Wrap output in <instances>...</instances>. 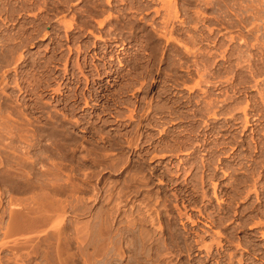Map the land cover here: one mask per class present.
Here are the masks:
<instances>
[{
    "label": "rangeland",
    "instance_id": "obj_1",
    "mask_svg": "<svg viewBox=\"0 0 264 264\" xmlns=\"http://www.w3.org/2000/svg\"><path fill=\"white\" fill-rule=\"evenodd\" d=\"M0 1H3L2 3L0 2V73L2 74L5 71L3 68L7 67L5 68L6 70L8 69L7 78L12 81L10 84L11 87L6 88V91L0 89V96L2 95V97H0V110L3 108L1 114L7 115L8 113L11 118L13 117V119L14 116L21 118L23 114L21 120L19 118L17 119L16 117L18 121L14 119V122L10 117H7L13 122V124L12 122L9 123L10 120L7 121L6 119L5 121H7L8 124H11V126L14 124L16 125L18 122L17 125L19 126L16 125L17 127H15L14 125L13 127L16 129H19L20 127V130H23V132L24 129L28 127L29 130H27L30 133H27V137H25V139L28 140V142L30 139L29 144L31 143L30 146L27 141V143L25 142L26 145L24 144L25 139H22L23 141H18L20 138L17 139L15 136L18 129H15L13 132L14 135L12 134L13 136L6 133H3L4 135H0L2 138L0 139V148L2 145L5 146L6 141H8L7 139H9V141H12L13 143L12 146H14V142L16 144L14 147L18 150H16L17 153L15 154H18L19 152L21 154V148H23L24 152L26 149L27 154L24 152H22V154L24 153V155H29L32 160L35 159L38 153L41 155H37V157L39 156L38 158L40 161L36 165L37 167L33 170L29 166H23L18 163L16 165L21 166L22 168L19 167L18 171H16L18 167L14 164V162H17V159H15V156L12 157V154L8 156L10 159H8V162L7 160H5V162L2 160V158L4 159L6 155L0 158L2 163H0V170L2 171V174L0 173V189L2 191H0V196L2 195L0 198V264H65V262L66 264H133L136 257L133 256L134 254H132L128 248V252L125 249L129 244H132L129 242H133V239L129 235L127 239L123 241L121 239V234L126 227L131 225L129 221L134 220L133 218L134 215H136V211L141 209L140 212H142L148 209L152 210L153 208L155 211L162 207L160 204H165L163 207H171L173 205V208L176 207L175 216L177 221H175V229L173 228V230L176 234L182 236L183 242L187 243V241L189 242L190 240L189 244L192 246L194 245L195 241L199 239L200 236H202L203 239H199L200 243L197 245V247L204 246L203 248L205 249L206 245L209 250L211 249V251L208 250L209 252L206 251L207 249L204 250L203 248H201L202 250L200 249L198 251L199 255L196 256L195 259L200 260L201 262L197 264H264V0H110L111 4H108L109 6L107 5L108 2H106L108 0H66V2L65 0H50L52 2L49 0H27L28 2L26 0V2L24 0ZM61 1L62 3H60ZM33 2H36L35 6L32 5ZM45 2H49L50 4L46 5ZM43 3L45 4L43 5ZM51 3L53 5H51ZM66 3L67 6L65 7ZM39 4L41 5L38 7ZM98 4L101 7L98 6ZM112 4L114 5L112 6ZM54 5L57 8L53 7ZM169 6L173 7L168 9ZM15 7L17 9L19 7L20 9L17 11ZM40 8L44 9H42L43 13L40 11ZM61 8L67 9H62V12L60 13ZM32 9H34V12ZM51 9H53V11H51ZM37 10L39 11L37 12ZM99 10L100 14L98 13ZM101 10L104 11L102 12ZM49 11L53 12L52 15ZM19 12L20 14L18 15L17 13ZM5 13L6 15H3ZM28 13H32L34 15H29ZM54 13H56L57 16ZM172 13H175V16ZM7 14L9 15L7 16ZM43 15L45 17H43ZM46 15L48 18H46ZM40 17H43V20H41ZM174 17L175 19H173ZM6 18L8 19L7 21L5 20ZM37 18L39 19L37 20ZM65 21L68 23L73 22L72 28L67 29L68 24L66 26L67 22ZM98 21L100 22L99 24L97 23ZM7 22L9 24H7ZM63 23H65V25ZM210 30H212L211 34ZM44 33H46V35H44ZM167 33L171 36L167 35ZM34 35L36 36L34 37ZM161 35H165L167 40L165 38H161ZM166 36L168 38L169 36L170 38L172 37V39L169 38L171 41H168ZM208 37L210 39H207ZM192 38L195 39L193 40ZM231 38L233 40H230ZM178 43H180V46H173L178 45ZM211 44H213V46H211ZM219 44L221 45L222 49L219 47ZM116 45L121 46L117 47ZM8 46L10 47L9 49ZM223 46L226 49L225 51L223 50ZM156 48H159L158 51L160 52H158ZM177 48H181L182 50H178ZM185 48L191 49V52L188 49V52L185 54ZM15 49H21V51L24 49L22 52H20L24 56L23 61L19 64L18 71L14 70L16 62H14V65H11L13 63L6 64L5 60L6 57L10 55V53H13L12 55L15 54ZM161 49L164 50L162 51ZM221 50L225 54H223ZM179 52L181 54H179ZM189 52H193L194 54H188L189 56H187V53ZM221 52L224 56H222ZM153 53L155 55L159 53L156 59L155 55L153 56ZM208 53L211 56L208 57ZM160 55L162 59L159 57ZM152 57L155 59L154 61ZM157 59L160 64L158 61H156ZM178 59H180L179 62H177ZM185 64L186 67L184 68ZM180 65H182V67H180ZM192 65L194 66L192 67ZM11 66L14 67L10 68ZM204 66L205 70L203 68ZM38 67H40L39 70H37ZM176 68L181 70H177ZM182 69H185L186 71L189 69L190 70L187 72V74L185 70ZM15 71L17 74H15ZM20 71L24 72L23 79L21 77L22 80L18 76ZM194 71L196 72L193 77L191 75L194 74ZM201 71H204V73L206 71L207 72L204 74L201 73ZM25 73L27 77L24 75ZM38 73L40 75H38ZM9 74L10 77H8ZM200 74H203V77L200 76ZM185 75L187 77L190 76L191 78H186ZM173 76L175 78H173ZM26 79L30 80L27 81ZM181 79H184L185 81ZM189 79H191V81ZM202 79L204 80L202 81ZM180 80L184 81L183 83L185 86L181 85L182 83ZM16 81H23L21 86H25L29 90H32L29 91L30 93L32 92V95H20V92L16 91L17 89L15 84L13 85V83H16ZM195 81L197 83L199 82L201 86L200 88L198 86L196 89L194 87L195 90L192 89V91H194L192 93L190 88L192 85L194 86V83L195 85L197 84ZM171 85L173 86L171 87ZM175 87L176 89H174ZM188 88L190 93L187 90ZM200 89L205 91L207 90V92H204V94L206 93L207 95H203V92H201ZM5 94H9L8 96L10 98L7 100V104L12 107L5 105L7 107L5 108L4 104H1V98H5ZM185 95H187V97ZM198 95L201 99L197 97V100L199 98L197 101L196 96ZM204 97H206L207 100ZM230 97H233L232 100ZM202 99L205 100L203 101ZM208 99L209 101L212 100V102L215 101L214 99H217L214 103L220 106V109L218 108L220 112L216 111L218 112L216 114L218 116L215 117L216 121L213 116L208 114L210 107L207 106V109V107H205L206 105H204L207 104ZM229 99L232 102H230ZM85 100H87L86 104ZM224 100L225 102H223ZM151 105L153 107H162L161 109H158V111H162V115H165L164 119L167 122H163V119L160 121L156 119L157 121H152L150 124H147L151 119H144L146 116L145 110H147V107H150ZM163 105L165 106L166 111L163 109ZM170 107L171 110H169L174 112L172 116V113H169V110H167ZM13 108H16V110ZM204 109H207V112L204 111ZM7 110H9V112ZM232 110L236 112L233 113L234 111L232 112ZM244 110H246V113ZM18 111L22 114H20ZM199 111L200 113H198ZM201 111L204 113H201ZM225 111L227 113L230 112L228 113L227 117V113ZM221 112H223L224 116ZM12 113L19 114L13 115ZM138 113L144 115L140 116ZM219 113L222 115L219 116ZM156 114L159 115L161 113H151L150 117ZM200 114H202V116ZM203 114H208V117L206 115L204 116ZM192 115L195 116L193 117ZM138 116L140 118H138ZM179 116L180 118L184 117L185 119H180ZM209 116L211 119L213 117V124ZM217 117H219V120ZM246 117H248L247 119L251 125L247 126L246 123H244ZM24 118L28 120L31 119V123H28V120H25V122ZM206 118L208 119L206 120ZM138 119H142L141 122H143L141 124L145 123L141 128L138 126ZM19 120L24 121L22 123H25L28 126H25L24 128L25 124L22 126V123ZM202 121H205V125ZM209 122H211L212 126ZM206 123L209 125H206ZM21 126L24 129H22ZM24 133H26V131ZM141 133L142 135H140ZM28 134H31V136ZM2 136H5V138ZM29 137H33L32 140ZM3 138L5 140H3ZM33 139L36 141L38 140L39 142H36ZM129 140H131V142ZM9 141L6 145L12 144ZM125 141L133 144V146L130 144L127 145L128 142L126 143ZM134 141L137 143L134 144ZM17 143L21 147L17 145ZM34 144L36 146H34ZM16 146L19 148H16ZM129 146L131 149L127 148ZM33 147L35 148L33 149ZM129 150L131 151L129 152ZM122 151L123 154H125L123 156H121ZM5 158H7V156ZM13 158L15 160L13 161L12 165L10 162H12L11 160H13ZM118 158L120 162L117 161ZM113 160L114 163H109L111 161L113 162ZM116 162L119 164L117 163V165ZM203 162H205L207 165L209 163L210 164L209 166H206V164ZM202 163L204 166H202ZM111 164L113 168H111ZM7 165L8 168L13 166L16 167L11 168L10 170L13 171H10L8 168H6ZM109 165L110 167H108ZM40 166H42V168ZM105 166L106 168H104ZM143 169L146 172H144ZM6 170H9V172ZM127 171L129 173L131 172L132 174H134V172L137 173L134 174V178H132V174L130 175ZM13 172H15V174L18 176ZM16 172L20 173L18 174ZM147 172L149 174H147ZM9 173L11 175L12 173L14 174L12 175V178L10 177L11 175ZM23 173L24 175L27 173V176L29 174L30 178H27V176L24 175L20 177V175ZM53 173H55L56 176ZM144 173L146 175V179L144 177ZM40 174L46 177L42 178ZM36 175H38V177ZM14 176H17V178ZM35 176L40 179V183L45 182L44 184L41 183L40 186V188L45 186V191L43 189L41 190L42 192L40 191L42 194L39 192V188L35 190L34 188L30 187L33 182L36 181L35 179H37ZM6 177L8 178V181L6 180ZM24 177L28 179V182ZM47 177L50 179L48 178L49 180H47ZM51 177L53 178L51 179ZM201 177H203V181ZM138 178L140 181L137 180ZM18 180L21 181L19 182ZM29 180H33V182L30 181L29 183ZM45 180L49 181L51 184L54 183V185H51L49 182L47 183ZM66 180H68V182ZM54 181H56V183ZM142 181L144 182L142 183ZM241 181L245 182L243 183ZM131 182L133 183L130 184ZM201 182H203L204 186ZM12 183L19 184L16 186ZM25 183L29 184L22 185ZM57 183H59L61 186ZM127 184H129L128 188L126 187ZM146 185L149 188L146 187ZM213 185H216V188H214ZM46 186L48 187L47 190ZM51 186H53V188H56L57 186L61 188L63 186L61 188L63 189V192L58 187L57 190L52 188L53 191H51ZM130 186H134L135 188ZM142 186H144L145 189ZM141 187L143 189H141ZM19 188L22 191L19 190ZM126 188L129 192L126 190ZM71 189L73 191H71ZM78 189H80V191ZM123 189H125L127 192ZM43 191L45 193H49V196L52 195L50 197L53 198L56 206L57 202L60 205H58L56 208L54 203L49 201L52 199L48 197V200ZM33 192L36 194L39 192V195H42L43 197L45 196V200L42 198L40 199L41 196H38V194H35L36 197L38 196L37 198L35 195L32 197L34 194ZM55 192H59V194ZM203 193L205 198L208 196L207 199H202ZM20 197L22 198V201L20 200ZM24 198H29L27 202H29L30 199L32 202L36 200L37 206L41 200H44V202L46 201L47 204L52 203V206L50 205V207H48L49 205H46V203L41 201L42 208H39L40 210H43V204H45V209L48 208L46 211H57L54 214L55 216L59 214V218H55L53 221V211H50L53 215V218H49L50 220L47 219L46 221H50V223L51 221L55 223L57 221L60 223V219H62L60 225L57 223L59 225L57 226L56 224H50L49 222L47 224V222L44 220L45 217L34 215L33 222L38 220L41 226L39 223H37V226L39 225V229L35 230L36 222H32L33 224L31 227L33 228V231H31L32 228L30 227V230V228L27 227V223L29 222L28 226H30V221H32L33 218L32 220L29 219L32 216L27 213L31 211L34 212L32 209L39 210V208L37 207L38 209H36L35 203H33L35 207L34 208L33 205H31L32 203L30 204V200V202L27 204L28 207L29 205L32 207H24L27 210L24 209L25 211H23L22 207L25 204L23 202H26ZM38 198L40 200H37ZM13 199L16 201V203H20L19 201H21V206L18 207V205H15V207L13 205V203L15 204ZM144 201L146 203H144ZM53 205L55 209H53ZM61 206L64 208V212L60 209L62 208ZM20 207L23 214L28 211L24 214H27V220L25 216V218L23 217L26 223L25 227L23 226V221L20 223V221L23 220L22 217H20L21 219H18L20 220L19 222L11 221L15 216V214L13 216L14 211L16 213V210H18L17 208ZM51 207L52 209L49 210ZM58 208L61 210V212H66V215L60 213ZM118 208H122L124 211L126 210L125 214L123 215L122 213L124 212H121L119 215L118 211H114L118 210ZM9 209L11 212L14 210L11 215L9 213ZM176 210L180 211L178 213H180L181 216L183 215L181 218H179V214L177 215ZM49 213L46 212L45 216L47 215V217H51V214ZM184 213L187 216L184 215ZM128 214L130 215L128 216ZM60 215H62V218ZM126 215L127 219L124 217ZM132 215L133 218H131ZM19 216L17 215L15 218H19ZM21 216L23 215L21 214ZM35 216L41 218L42 221L44 220L46 222V225L44 224L46 227L42 225L41 221ZM104 218L108 219L106 220ZM28 219L30 221H28ZM116 219H123V221H120V223H122L120 224L121 226L123 224L125 225L122 226L124 228L121 229L122 231L119 229L121 226L118 223L119 221L116 222ZM9 220L13 224L10 223L9 225ZM7 221L8 226H11L10 228L6 225ZM103 221L107 223L108 226L106 224V226H104ZM108 221L112 226L108 224ZM193 222L196 224L194 225ZM52 226L54 227L51 228ZM63 226H65L66 231L64 230ZM109 226H111L112 229ZM175 226L178 228V231ZM57 227L58 230H56V233L55 231L54 233L52 232V235H54L50 238L51 233L49 232H51V230L53 231V229H56ZM99 227L102 229V232ZM115 227H118V231ZM25 228H28L29 231H25ZM59 228L61 231H59ZM103 228H105V230L107 229V231L110 230V232L105 234L107 231L104 233L105 230L103 231ZM20 229H22V231ZM81 229L83 232L80 231ZM38 230L39 232L37 233L36 231ZM43 230L46 232H42ZM34 231L35 233L33 234L32 232ZM40 231L43 234H41ZM196 232H199L200 236H198V233L196 234ZM29 233L31 235H29ZM84 233H87V235ZM46 234L48 235L47 240H45L47 237ZM55 234L57 236V238L55 237L56 239H62V237L65 239H62V241L59 240V242L63 243H61V248L58 247L60 249L58 251L56 247L59 246V242L58 240L56 242L54 238ZM58 234H60V237ZM100 235L102 237H100ZM186 235L189 237H186ZM30 236H32L31 238L33 239L31 241L29 239ZM37 236L39 237V240L42 238L41 240L45 243L41 240V242H38ZM125 236H127V234ZM129 237L131 238L129 239ZM43 238L45 239L43 240ZM191 238L193 240L195 239L194 242ZM82 239L83 241H81ZM119 239H121L120 242L118 241ZM109 240L112 241V243L108 244ZM126 241L129 244H126ZM67 244H69V246ZM103 245L105 246L103 247ZM117 245L120 246L121 249ZM53 246H56L54 247L56 248V251H54ZM98 247H102L103 250L99 249ZM105 247H107L108 250ZM46 252L48 254H46ZM58 252L60 254H58ZM209 253L211 256L208 255ZM55 254H58L60 257L58 255L56 256ZM121 256L122 259L120 258ZM185 256L189 257L188 253L184 252L183 257H178V259L176 257L174 258L173 262H175L177 259V264H187L185 263L187 259ZM151 258L155 260L154 256ZM129 259L132 262H130ZM187 262L193 264L192 261Z\"/></svg>",
    "mask_w": 264,
    "mask_h": 264
},
{
    "label": "bare ground",
    "instance_id": "obj_2",
    "mask_svg": "<svg viewBox=\"0 0 264 264\" xmlns=\"http://www.w3.org/2000/svg\"><path fill=\"white\" fill-rule=\"evenodd\" d=\"M4 1H5V0H4ZM7 1H8V0H7ZM20 1H21V0H20ZM24 1H25V0H24ZM26 1H27V0H26ZM26 1H25V2H26ZM31 1H32V0H31ZM31 1H30V3H31ZM34 1H35V0H34ZM39 1H40V0H39ZM39 1H38V2H39ZM49 1H50V0H49ZM56 1H57V0H56ZM56 1H55V3H56ZM58 1H60V0H58ZM63 1H64V0H63ZM98 1H99V0H98ZM162 1H163V0H162ZM162 1H161V2H162ZM0 2H1V1H0ZM2 2H3V1H2ZM2 2H1V3H2ZM27 2H28V1H27ZM50 2H52V1H50ZM65 2H66V0H65ZM100 2H101V1H100ZM106 2H108L107 5H108V4H111V3H110V0H108V1H106ZM161 2H160V3H161ZM7 3H8V2H7ZM30 3H29V5H30ZM35 3H36V2H35ZM35 3L33 2L32 5L35 6ZM40 3H41V2H40ZM45 3H46V2H45ZM45 3H43V5H44ZM53 3H54V2H53ZM58 3H59V2H58ZM60 3H62V1H61ZM67 3H69V2H67ZM67 3H66V5H65V7L67 6ZM121 3H122V2H121ZM121 3H119V4H121ZM22 4H23V3H22ZM48 4H50V3H49V2L46 3V5H48ZM64 4H65V3H64ZM99 4H100V3H99ZM99 4H98V6H100ZM162 4H163V2H162ZM165 4H166V3H165ZM165 4H164V5H165ZM0 5H1V4H0ZM26 5H28V4H26ZM40 5H41V4H39L38 7H39ZM46 5H45V6H46ZM51 5H53V4L51 3ZM55 5H57V4H55ZM55 5H54L53 7H56ZM95 5H96V4H95ZM113 5H114V4H112V6H113ZM128 5H129V4H128ZM132 5H133V4H132ZM147 5H148V4H147ZM9 6H10V5H9ZM13 6H14V5H13ZM19 6H20V5H19ZM23 6H24V5H23ZM36 6H37V5H36ZM45 6H44V8H45ZM68 6H69V4H68ZM108 6H109V5H108ZM110 6H111V5H110ZM148 6H149V5H148ZM2 7H3V6H2ZM6 7H7V6H6ZM11 7H12V6H11ZM20 7H21V6H20ZM25 7H29V6H25ZM30 7H31V6H30ZM42 7H43V6H42ZM100 7H101V6H100ZM102 7H103V6H102ZM133 7H134V6H133ZM133 7H132V8H133ZM161 7H163V6H161ZM170 7H173V6H169L168 9H169ZM174 7H175V6H174ZM15 8H16V7H15ZM21 8H22V7H21ZM31 8H32V7H31ZM33 8H34V7H33ZM47 8H48V7H47ZM50 8H51V7H50ZM56 8H57V7H56ZM94 8H95V7H94ZM2 9H4V8H2ZM5 9H6V8H5ZM8 9H9V8H8ZM13 9H14V8H13ZM16 9H17V8H16ZM18 9H20V8L18 7ZM18 9H17V11H18ZM42 9H43V8H42ZM42 9L40 8V11H41V12H42ZM58 9H59V8H58ZM62 9L66 10L67 8H66V9H65V8H61L60 13L62 12ZM96 9H98V8H96ZM96 9H95V10H96ZM103 9H104V8H103ZM112 9H113V8H112ZM129 9H130V8H129ZM160 9H161V8H160ZM163 9H164V8H163ZM21 10H22V9H21ZM23 10H24V9H23ZM32 10H33V12H34V9H32ZM43 10H44V9H43ZM172 10H173V8H172ZM176 10H177V9H176ZM176 10H174V11L177 12ZM30 11H31V10H30ZM38 11H39V10H37V12H38ZM45 11H46V10H45ZM51 11H53V9H51ZM55 11H56V10H55ZM87 11H88V10H87ZM92 11H93V8H92ZM101 11H102V10H101ZM103 11H104V10H103ZM103 11H102V12H103ZM154 11H155V10H154ZM8 12H9V11H8ZM8 12H6V13H8ZM28 12H29V11H28ZM49 12H50V11H49ZM57 12H58V11H57ZM57 12H56V13H57ZM102 12H101V13H102ZM105 12H106V11H105ZM166 12H167V11H166ZM171 12H172V11H171ZM6 13L3 14V15H6ZM22 13H23V12H22ZM39 13H40V12H39ZM42 13H43V12H42ZM46 13H47V12H46ZM50 13H51V15H52L53 12H50ZM56 13H54V14L56 15ZM64 13H65V12H64ZM96 13H97V12H96ZM98 13L100 14V10H99ZM107 13H108V12H107ZM133 13H134V12H133ZM157 13H158V12H157ZM10 14H11V13H10ZM17 14L19 15L20 12L17 13ZM28 14L31 15L32 13H31V14L28 13ZM35 14H36V13H35ZM48 14H49V13H48ZM48 14H47V15H48ZM172 14H174V16H175V13H172ZM8 15H9V14H7V16H8ZM25 15H27V14H25ZM32 15H34V14H32ZM37 15H38V14H37ZM47 15H46V18H48ZM111 15H112V14H111ZM167 15H168V14H167ZM176 15H177V14H176ZM7 16H6V17H7ZM11 16H12V15H11ZM41 16H42V15H41ZM56 16H57V15H56ZM13 17H14V16H13ZM24 17H25V16H24ZM24 17H23V18H24ZM26 17H27V16H26ZM36 17H37V16H36ZM38 17H39V16H38ZM43 17H45V16L43 15ZM43 17H42V18L40 17L41 20H43ZM109 17H110V15H109ZM168 17H169V16H168ZM168 17H167V19H168ZM176 17H177V16H176ZM4 18H5V17H4ZM10 18H11V17H10ZM23 18H21V19H23ZM179 18H180V17H179ZM38 19H39V18H37V20H38ZM51 19H52V18H51ZM102 19H103V18H102ZM106 19H108V18H106ZM169 19H171V18H169ZM173 19H175V17H174ZM3 20H4V19H3ZM3 20H2V21H3ZM5 20L7 21L8 19L6 18ZM11 20H12V19H11ZM15 20H16V19H15ZM19 20H20V19H19ZM24 20H25V19H24ZM37 20H36V21H37ZM108 20H109V19H108ZM141 20H142V19H141ZM141 20H140V22H141ZM176 20H177V18H176ZM176 20H175V21H176ZM178 20H179V19H178ZM0 21H1V20H0ZM9 21H10V19H9ZM59 21H60V20H59ZM142 21H143V20H142ZM13 22H14V20H13ZM15 22H17V21H15ZM40 22H41V21H40ZM44 22H45V21H44ZM46 22H48V21H46ZM51 22H52V21H51ZM65 22H67V21H65ZM101 22H102V20H101ZM105 22H106V21H105ZM123 22H124V21H123ZM135 22H136V21H135ZM179 22H180V21H179ZM2 23H3V22H2ZM97 23L99 24L100 22L98 21ZM103 23H104V22H103ZM103 23H102V24H103ZM146 23H147V22H146ZM0 24H1V23H0ZM3 24H4V23H3ZM7 24H9V23L7 22ZM13 24H14V23H13ZM13 24H12V25H13ZM47 24H48V23H47ZM63 24L65 25V23H63ZM67 24H68V26H67ZM72 24H73V22H69V23L67 22V23H66L67 29H68V28H69V29L72 28V26H73ZM102 24H101V25H102ZM1 26H3V25H1ZM195 26H196V25H195ZM228 26H230V25H228ZM6 27H7V25H6ZM6 27H5V28H6ZM9 27H10V26H9ZM6 29H7V28H6ZM39 29H40V27H39ZM77 29H78V28H77ZM131 29H132V28H131ZM210 29H211V28H210ZM3 30H4V29H3ZM170 30H171V29H170ZM174 30H175V29H174ZM0 31H1V30H0ZM154 31H155V30H154ZM211 31H212V30H210V34H211ZM163 32H164V31H163ZM163 32H162V33H163ZM155 33H156V32H155ZM159 33H160V32H159ZM19 35H20V34H19ZM23 35H24V34H23ZM44 35H46V33H44ZM167 35H170V34L167 33ZM13 36H14V35H13ZM25 36H27V35H25ZM30 36H31V35H30ZM35 36H36V35H34V37H35ZM161 36H162V37H161ZM161 36H160L161 38H165V35H161ZM170 36H171V35H170ZM170 36H169V38H170ZM17 37H18V36H17ZM17 37H16V38H17ZM23 37H24V36H23ZM166 37H167V36H166ZM26 38H27V37H26ZM28 38H29V37H28ZM133 38H134V37H133ZM167 38H168V37H167ZM169 38H168V41H171V40H169ZM6 39H9V38H6ZM6 39H5V40H6ZM18 39H19V37H18ZM21 39H22V38H21ZM23 39H25V38H23ZM159 39H160V38H159ZM165 39H166V38H165ZM165 39H163V40H165ZM170 39H172V37H171ZM192 39H193V38H192ZM194 39H195V38H194ZM194 39H193V40H194ZM200 39H201V38H200ZM205 39H206V38H205ZM207 39H210V38L208 37ZM211 39H212V38H211ZM213 39H214V38H213ZM216 39H217V38H216ZM242 39H243V38H242ZM12 40H13V39H12ZM33 40H34V39H33ZM166 40H167V39H166ZM230 40H233V39L231 38ZM13 41H14V40H13ZM26 41H27V40H26ZM28 41H29V40H28ZM190 41H192V40H190ZM197 41H198V40H197ZM202 41H203V40H202ZM206 41H207V40H206ZM5 42H6V41H5ZM9 42H10V41H9ZM9 42H8V43H9ZM15 42H16V40H15ZM20 42H21V41H20ZM166 42H167V41H166ZM174 42H176V41H174ZM193 42H194V41H193ZM215 42H216V40H215ZM223 42H224V41H223ZM223 42H222V43H223ZM229 42H230V41H229ZM0 43H1V42H0ZM6 43H7V42H6ZM11 43H12V42H11ZM27 43H28V42H27ZM176 43H177V42H176ZM196 43H199V42H196ZM196 43H195V44H196ZM208 43H209V42H208ZM208 43H207V44H208ZM211 43H212V41H211ZM213 43H214V42H213ZM224 43H225V42H224ZM19 44H20V43H19ZM179 44H180V43H178V45H173V46H180ZM0 45H1V44H0ZM15 45H16V44H15ZM24 45H25V44H24ZM123 45H124V44H123ZM159 45H160V44H159ZM169 45H170V44H169ZM169 45H168V46H169ZM199 45H200V44H199ZM215 45H216V44H215ZM222 45H223V44H222ZM229 45H230V44H229ZM229 45H228V46H229ZM116 46H117V47H120L121 45H120V46H119V45H116ZM182 46H184V45H182ZM194 46H196V45H194ZM211 46H213V44H211ZM253 46H254V45H253ZM6 47H7V46H6ZM20 47H21V46H20ZM24 47H25V46H24ZM129 47H130V46H129ZM131 47H132V46H131ZM156 47H157V46H156ZM186 47H187V46H186ZM219 47L221 48V45H220V44H219ZM225 47H226V45H225ZM225 47L223 46V50H224V51L226 50ZM9 48H10V47L8 46V49H9ZM14 48H15V47H14ZM16 48H18V47H16ZM182 48H184V47H182ZM198 48H199V47H198ZM213 48H214V47H213ZM4 49H5V48H4ZM21 49H22V48H21ZM21 49H15V54L12 55L13 53H12V54L10 53V55H8V56L6 57V59H5V60H6V64H7V63H13V64H11V65H14V62H16L17 65L15 64V68H14V70H17V71H18V68H19V64L23 61V56H24V55H22V53H20V52H22L24 49H23L22 51H21ZM156 49H157V51H158L159 48H156ZM164 49H165V48H164ZM164 49H163V50H164ZM174 49H175V48H174ZM177 49H178V48H177ZM177 49H176V50H177ZM188 49H189V48H188ZM188 49L185 48V50H184L185 54H186V52H188ZM193 49H194V48H193ZM221 49H222V48H221ZM227 49H228V48H227ZM0 50H1V49H0ZM19 50H20V51H19ZM143 50H144V49H143ZM161 50H162V49H161ZM163 50H162V51H163ZM165 50H166V49H165ZM178 50H182V49L179 48ZM190 50H191V49H189V51H190ZM195 50H196V49H195ZM209 50H210V49H209ZM12 51H13V50H12ZM155 51H156V50H155ZM197 51H198V50H197ZM221 51H222V50H221ZM0 52H1V51H0ZM3 52H4V51H3ZM3 52H2V53H3ZM5 52H6V51H5ZM10 52H11V50H10ZM158 52H160V51H158ZM175 52H176V51H175ZM180 52H181V51H180ZM180 52H179V54H181ZM184 52H182V53H184ZM190 52H191V51H190ZM190 52L187 53V56H189L188 54H192V53H193V52H192V53H190ZM222 52H223V51H222ZM222 52H221V54H222ZM154 53H155V52H154ZM154 53H153V56L156 54V53H155V54H154ZM177 53H178V51H177ZM196 53H197V52H196ZM206 53H207V52H206ZM158 54H159V53H157V55H158ZM193 54H194V53H193ZM210 54H211V53H210ZM213 54H215V53H213ZM216 54H217V53H216ZM223 54H225V53L223 52ZM223 54H222V56H224ZM157 55H155V59L157 58ZM164 55H165V52H164ZM168 55H169V54H168ZM195 55H196V54H195ZM195 55H194V56H195ZM228 55H230V54H228ZM151 56H152V55H151ZM151 56H150V57H151ZM166 56H167V53H166ZM182 56H184V55H182ZM196 56H197V55H196ZM209 56H211V55H209V53H208V57H209ZM212 56H213V55H212ZM214 56H215V55H214ZM226 56H227V55H226ZM251 56H252V55H251ZM150 57H149V58H150ZM159 57L161 58V55H160ZM149 58H148V59H149ZM160 58H159V59H160ZM165 58H167V57H165ZM184 58H185V57H184ZM206 58H207V56H206ZM210 58H211V57H210ZM210 58H209V59H210ZM24 59H25V57H24ZM142 59H143V58H142ZM145 59H146V58H145ZM152 59H153V57H152ZM155 59H153V61H154ZM161 59H162V58H161ZM161 59H160V61H161ZM185 59H186V58H185ZM227 59H228V58H227ZM134 60H135V59H134ZM224 60H225V57H224ZM141 61H142V60H141ZM149 61H150V60H149ZM149 61H148V62H149ZM156 61H158V59H157ZM167 61H169V60H167ZM167 61H166V62H167ZM176 61H177V60H176ZM179 61H180V59H178L177 62H179ZM182 61H183V60H182ZM187 61H188V59H187ZM137 62H138V61H137ZM145 62H146V61H145ZM158 62H159V61H158ZM185 63H186V62H185ZM195 63H196V62H195ZM195 63H193V64H195ZM0 64H1V63H0ZM159 64H160V62H159ZM172 64H173V63H172ZM199 64H200V63H199ZM3 65H4V64H3ZM144 65H145V64H144ZM150 65H151V64H150ZM187 65H188V63H187ZM209 65H210V64H209ZM209 65H208V66H209ZM23 66H24V65H23ZM38 66H39V65H38ZM140 66H141V65H140ZM153 66H155V65H153ZM193 66H194V65H192V67H193ZM196 66H197V64H196ZM208 66H207V67H208ZM210 66H211V65H210ZM12 67H14V66H11L10 68H12ZM178 67H179V66H178ZM180 67H182V65H180ZM185 67H186V64L184 65V68H185ZM192 67H191V69H192ZM200 67H201V66H200ZM200 67H199V68H200ZM5 68H7V67H5ZM5 68H3L5 71H4L2 74L0 73V74H1V75H0V77H1V79H0V89H2V90H5L6 88H10V87H11L10 84L12 83V81H11L9 78H7V73H8L7 70H8V69L6 70ZM39 68H40V67H38L37 70H39ZM47 68H48V67H47ZM146 68H147V67H146ZM150 68H151V67H150ZM156 68H157V67H156ZM156 68H154V69H156ZM194 68H195V67H194ZM203 68H204V70H205V66H204ZM221 68H222V67H221ZM41 69H42V68H41ZM176 69H177V70H181V69H179V68H176ZM197 69H198V68H197ZM9 70H10V69H9ZM11 70H12V69H11ZM20 70H21V69H20ZM33 70H34V69H33ZM160 70H161V69H160ZM163 70H164V69H163ZM174 70H175V69H174ZM182 70H185V69H182ZM187 70H188V69H187ZM189 70H190V69H189ZM189 70H188V71H189ZM195 70H196V69H195ZM200 70H201V69H200ZM47 71H48V70H47ZM151 71H152V70H151ZM153 71H154V70H153ZM188 71L185 70L186 73H187ZM192 71H193V70H192ZM12 72H13V71H12ZM26 72H27V71H26ZM32 72H33V71H32ZM32 72H31V73H32ZM38 72H39V71H38ZM49 72H50V71H49ZM161 72H162V71H161ZM171 72H172V71H171ZM173 72H174V71H173ZM178 72H179V71H178ZM195 72H196V71H194V74L191 72V73L193 74V75H191V76L194 77ZM197 72H198V71H197ZM206 72H207V71H206ZM206 72H205V73H206ZM23 73H24L23 71H20V72L18 73V76H19L20 79H21V77H22V79H23ZM27 73H28V72H27ZM151 73H152V72H151ZM201 73H204V71H203V72L201 71ZM205 73H204V74H205ZM10 74H12V73H10ZM10 74L8 75V77H10ZM15 74H17L16 71H15ZM15 74H14V75H15ZM148 74H149V73H148ZM162 74H163V73H162ZM170 74H172V73H170ZM177 74H178V73H177ZM182 74H183V73H182ZM187 74H188V73H187ZM189 74H190V72H189ZM229 74H230V73H229ZM24 75L26 76V73H25ZM29 75H30V74H29ZM35 75H36V73H35ZM38 75H40V74L38 73ZM51 75H52V74H51ZM178 75H179V74H178ZM178 75H177V76H178ZM196 75H198V74H196ZM202 75H203V74H202ZM202 75L200 74V76H202ZM208 75H209V74H208ZM16 76H17V75H16ZM170 76H171V75H170ZM175 76H176V74H175ZM185 76H186V75H185ZM204 76H205V75H204ZM228 76H229V75H228ZM11 77H12V76H11ZM26 77H27V76H26ZM30 77H31V76H30ZM47 77H48V76H47ZM178 77H180V76H178ZM188 77H190V76H188ZM188 77L186 76V78H188ZM202 77H203V76H202ZM48 78H49V77H48ZM86 78H87V77H86ZM173 78H175V77L173 76ZM173 78H170V79H173ZM184 78H185V77H184ZM190 78H191V77H190ZM227 78H228V77H227ZM231 78H232V77H231ZM231 78H230V79H231ZM15 79H17V78H15ZM22 79H21V80H22ZM32 79H33V78H32ZM36 79H38V78H36ZM36 79H35V80H36ZM170 79H169V80H170ZM228 79H229V78H228ZM13 80H14V78H13ZM26 80L29 81L30 79H29V80L26 79ZM38 80H39V79H38ZM42 80H43V79H42ZM173 80H176V79H173ZM178 80H179V79H178ZM181 80H184V79H181ZM181 80H180V81H181ZM187 80H188V79H187ZM189 80L191 81V79H189ZM199 80H200V79H199ZM203 80H204V79H202V81H203ZM231 80H232V79H231ZM23 81H24V80H23ZM23 81H21V82H17V81H16V83H13V85L15 84V87H16V89H17L16 91H19V92H20V95H22V94H25V96H27V95H32V94H31L32 92H31V93L29 92V91H32V90H29V89H28L27 87H25V86H21V84H22ZM36 81H37V80H36ZM40 81H41V80H40ZM40 81H39V82H40ZM152 81H153V80H152ZM184 81H185V80H184ZM184 81H181V83H182L181 85H182V86H185V84L183 83ZM208 81H209V80H208ZM14 82H15V81H14ZM44 82H45V81H44ZM170 82H171V81H170ZM176 82H177V81H176ZM178 82H179V81H178ZM195 82H196V81H195ZM228 82H229V81H228ZM243 82H244V81H243ZM29 83H30V82H29ZM40 83H41V82H40ZM163 83H164V82H163ZM196 83H197V82H196ZM209 83H211V82H209ZM24 84H25V83H24ZM37 84H38V83H37ZM170 84H171V83H170ZM173 84H174V83H173ZM175 84H176V83H175ZM177 84H178V83H177ZM198 84H199V82L196 84V85H197V86H196L195 83H194V86L192 85L193 88H192V87H191V88L189 87L190 90L192 91V89H194V87H195V89H196V88H198V86H199V88H200L201 84H199V85H198ZM206 84H207V82H206ZM13 85H12V86H13ZM163 85H164V84H163ZM207 85H208V84H207ZM29 86H32V85H29ZM39 86H40V85H39ZM42 86H43V85H42ZM168 86H170V85H168ZM172 86H173V85H171V87H172ZM176 86H177V85H176ZM186 88H187V87H186ZM189 88H188L187 90H188V92L190 93ZM35 89H36V88H35ZM37 89H38V88H37ZM162 89H163V88H162ZM162 89H161V90H162ZM171 89H172V88H171ZM171 89H170V90H171ZM174 89H176V87H175ZM195 89H194V90H195ZM2 90H1V91H2ZM11 90H12V89H11ZM14 90H15V88H14ZM38 90H40V89H38ZM161 90H160V91H161ZM165 90H166V89H165ZM197 90H199V89H197ZM200 90H201V89H200ZM5 91H6V90H5ZM3 92H4V91H3ZM162 92H163V91H162ZM164 92H165V91H164ZM168 92H169V91H168ZM193 92H194V91H192V93H193ZM196 92H198V91H196ZM201 92H203L202 94L205 95L206 93L204 94V92H207V90H206V91H205V90H201ZM0 93H1V92H0ZM16 93H17V92H16ZM33 93H34V92H33ZM36 93H37V92H36ZM159 93H160V92H159ZM159 93H158V94H159ZM169 93H170V92H169ZM198 93H199V92H198ZM18 94H19V93H18ZM163 94H164V93H163ZM167 94H168V93H167ZM171 94H172V93H171ZM194 94H196V93H194ZM8 95H9V94H7V95L5 94V98H1V99H2V103H1V104H4V107H5V108H7L6 106L12 107V106H10L9 104H7V100L10 98ZM33 95H34V94H33ZM164 95H165V94H164ZM164 95H163V96H164ZM178 95H179V93H178ZM178 95H177V96H178ZM180 95H181V94H180ZM192 95H193V94H192ZM203 95H202V97H203ZM206 95H207V94H206ZM208 95H209V94H208ZM10 96H11V95H10ZM157 96H158V95H157ZM185 96L187 97V95H185ZM227 96H228V95H227ZM0 97H2V95H1ZM158 97H159V96H158ZM174 97H175V96H174ZM180 97H181V96H180ZM197 97H199V95L196 96V100H197ZM207 97H208V96H207ZM209 97H210V96H209ZM11 98H12V97H11ZM188 98H189V97H188ZM199 98H200V97H199ZM199 98H198V100H199ZM204 98L206 99V97H204ZM225 98H226V97H225ZM230 98H231V97H230ZM232 98H233V97H232ZM232 98H231V100H232ZM168 99H169V97H168ZM168 99H167V100H168ZM173 99H174V98H173ZM192 99H193V97H192ZM200 99H201V98H200ZM205 99H204V100H205ZM209 99H212V98H209ZM209 99H208V101H209ZM161 100H162V99H161ZM181 100H182V99H181ZM194 100H195V99H194ZM198 100H197V101H198ZM202 100H203V99H202ZM202 100H201V102H202ZM204 100H203V101H204ZM206 100H207V99H206ZM214 100L216 101L217 99H214ZM11 101H12V100H11ZM86 101H87V100H85V104H86ZM164 101H165V100H164ZM170 101H171V100H170ZM176 101H177V100H176ZM197 101H195V102H197ZM208 101H207V104H204V105H206L205 107H207V106L210 107V108H209V113H208V114H210L211 116H213V117L215 118L216 116H218V115H216V114L218 113V112H216V111H219L218 108L220 109V106H218V104L216 105V104L214 103L215 101H214V102H212V100L209 101V102H208ZM226 101H227V99H226ZM229 101H230V99H229ZM165 102H166V101H165ZM191 102H192V100H191ZM195 102H194V103H195ZM201 102H200V103H201ZM217 102H218V101H217ZM223 102H225V100H224ZM230 102H232V101H230ZM10 103H12V102H10ZM162 103H163V102H162ZM170 103H171V102H170ZM173 103H176V102H173ZM177 103H178V102H177ZM179 103H180V102H179ZM200 103H199V104H200ZM202 103H203V102H202ZM205 103H206V101H205ZM218 103H220V102H218ZM227 103H228V102H227ZM165 104H166V103H165ZM182 104H184V103H182ZM187 104H188V102H187ZM196 104H197V103H196ZM5 105H6V106H5ZM171 105H172V104H171ZM180 105H181V104H180ZM189 105H191V104H189ZM201 105H202V104H201ZM219 105H221V104H219ZM225 105H226V103H225ZM225 105H224V106H225ZM161 106H162V105H161ZM167 106H168V105H167ZM181 106H182V105H181ZM193 106H194V105H193ZM196 106H197V105H196ZM198 106H199V105H198ZM229 106H231V105H229ZM234 106H235V105H234ZM234 106H233V107H234ZM247 106H248V105H247ZM2 107H3V106H2ZM9 107H8V108H9ZM163 107H164L163 109L166 111L164 105H163ZM174 107H175V106H174ZM185 107H186V106H185ZM243 107H244V106H243ZM161 108H162V107H160V106H158V107H155V106H154V107H153L152 105H151L150 107H147V110H145V108H144V110H145V115H146V116L144 117V119H147V118H148V119H151L150 121L148 120L149 122H148L147 124H150L152 121H157V120L160 121V120H162V119H163V122L165 121V119H164L165 115H162V111H161V112L158 111V109H161ZM172 108H173V107H172ZM216 108H217V110H216ZM222 108H223V107H222ZM225 108H226V107H225ZM225 108H224V109H225ZM228 108H230V107H228ZM234 108H235V107H234ZM255 108H256V107H255ZM0 109H1V108H0ZM13 109L16 110V108H13ZM141 109H142V108H141ZM141 109H140V110H141ZM169 109L171 110V107L168 108L167 110H169ZM184 109H185V108H184ZM187 109H188V108H187ZM194 109H195V108H194ZM199 109H200V108H199ZM207 109H208V107H207ZM207 109H204V111H206ZM224 109H223V110H224ZM235 109H236V108H235ZM243 109H244V108H243ZM258 109H259V108H258ZM2 110H3V108H2ZM2 110H0V135L3 134V133H6V134H10L11 136H13V135H14L13 132H14V130L16 129V128L13 127L15 124H14L13 126H11V124H8L7 121L10 120V119H8V118H9V117L11 118V116H10L8 113H7L8 116H7V115H2V114H1V111H2ZM20 110H21V109H20ZM140 110H139V111H140ZM170 110H169V113H172V114H171V116H172L174 112H172V111H170ZM173 110H174V109H173ZM177 110H178V109H177ZM179 110H180V108H179ZM197 110H198V109H197ZM221 110H222V109H221ZM236 110H237V109H236ZM7 111L9 112V110H7ZM10 111H11V110H10ZM12 111H13V110H12ZM165 111H164V112H165ZM180 111H181V110H180ZM191 111H192V110H191ZM202 111H203V110H202ZM202 111H201V113H204V112H202ZM226 111H227V110H226ZM226 111H225V112H226ZM228 111H229V109H228ZM233 111H234V110H232V112H233ZM244 111H245V113H246V110H244ZM5 112H6V111H5ZM16 112H17V111H16ZM18 112H19V111H18ZM130 112H131V111H130ZM164 112H163V113H164ZM175 112H176V111H175ZM187 112H188V111H187ZM206 112H207V111H206ZM206 112H205V113H206ZM219 112H220V111H219ZM223 112H224V111H223ZM223 112H221V113L223 114ZM235 112H236V111H234L233 113H235ZM19 113L22 114L21 112H19ZM19 113H18V114H19ZM142 113H143V112H142ZM151 113H161V114H159V115H157V114H156V115H152V117H150V114H151ZM177 113H178V112H177ZM184 113H185V112H184ZM194 113H195V112H194ZM198 113H200V111H199ZM221 113H219V114H220L219 116L222 115ZM226 113H227V112H226ZM228 113H230V112H228ZM228 113L226 114V117L228 116ZM3 114H4V111H3ZM5 114H6V113H5ZM10 114H11V113H10ZM12 114H13V113H12ZM14 114L16 115L17 113H14ZM14 114H13V115H14ZM18 114H17V115H18ZM138 114H139V113H138ZM164 114H165V113H164ZM189 114H191V113H189ZM189 114H186V115H189ZM208 114H207V115H208ZM139 115H140V116H143L144 114H139ZM167 115H169V114H167ZM179 115H180V114H179ZM200 115L202 116V114H200ZM203 115L205 116L206 114H203ZM207 115H206V116H207ZM247 115H248V114H247ZM3 116H5V117H3ZM19 116H20V115H19ZM176 116H177V115H176ZM180 116H181V115H180ZM180 116H179V118H180ZM182 116H184V115H182ZM192 116H193V115H192ZM194 116H195V115H194ZM194 116H193V117H194ZM204 116H203V118H204ZM223 116H224V114H223ZM229 116H230V115H229ZM231 116H232V115H231ZM245 116H246V114H245ZM7 117H8V118H7ZM16 117H17V116H16ZM16 117L14 116V119H16ZM22 117H23V114H22ZM22 117H21V118H22ZM132 117H133V116H132ZM136 117H137V116H136ZM207 117H208V116H207ZM213 117H212V119H213ZM226 117H225V118H226ZM4 118H5V119H4ZM18 118H19V117H17V119H18ZM21 118H19V119L21 120ZM32 118H33V117H32ZM138 118H140V117L138 116ZM167 118H168V116H167ZM177 118H178V117H177ZM177 118H176V119H177ZM179 118H178V119H179ZM209 118H210V116H209ZM217 118H218V120H219V117H217ZM247 118H248V117H246L244 123H246V125L248 126V125H251V123L249 122V120H248ZM6 119H7V121H5ZM14 119H13V117L11 118V120H13V122H14ZM17 119H16V120H17ZM129 119H130V118H129ZM133 119H135V118H133ZM136 119H137V118H136ZM142 119H143V117H142ZM142 119H138V120H137V122H138V126H139L140 128L143 127V125L145 124V123H144V124H141V123L143 122V121L141 122ZM156 119H157V120H156ZM180 119H185V118L182 117V118H180ZM199 119H200V118H199ZM207 119H208V118H206V120H207ZM210 119H211V118H210ZM212 119H211V120H212ZM237 119H238V118H237ZM11 120H10L9 123L12 122ZM16 120H15V121H16ZM20 120H19V121H20ZM25 120H28V119H25V118H24V121H25ZM30 120H31V119H30ZM30 120H28L29 122H28V121H27V122H28V123H31ZM131 120H132V119H131ZM186 120H187V119H186ZM204 120H205V119H204ZM213 120H214V119H213ZM213 120L211 121L212 124H213V122H214ZM17 121H18V120H17ZM17 121H16V122H17ZM24 121H20V122L22 123V122H24ZM159 121H158V123H159ZM168 121H169V120H168ZM170 121H171V120H170ZM178 121H179V120H178ZM215 121H216V118H215ZM232 121H233V120H232ZM234 121H235V120H234ZM237 121H238V120H237ZM250 121H251V120H250ZM13 122H12V124H13ZM16 122H15V123H16ZM25 122H26V121H25ZM144 122H145V121H144ZM165 122H167V121H165ZM181 122H184V121H181ZM202 122H203V121H202ZM204 122H205V121H204ZM204 122H203V123H204ZM211 122H209V123L211 124ZM217 122H218V121H217ZM252 122H253V121H252ZM17 123H18V122H17ZM17 123H16V125H17ZM36 123H37V122H36ZM128 123H129V122H128ZM203 123H202V124H203ZM24 124H25V123H24ZM24 124L22 123V126H23ZM147 124H146V125H147ZM165 124H166V123H165ZM212 124H211V126H212ZM252 124H253V123H252ZM16 125H15V127L19 126V125H17V126H16ZM20 125H21V124H20ZM30 125H31V124H30ZM32 125H33V124H32ZM153 125H154V123H153ZM156 125H157V123H156ZM156 125H155V126H156ZM163 125H164V124H163ZM200 125H201V124H200ZM204 125H205V123H204ZM206 125H209V124L206 123ZM233 125H234V124H233ZM244 125H245V124H244ZM22 126H21V127H22ZM25 126H28V125L25 124V125H24V128H25ZM148 126H149V125H148ZM150 126H151V125H150ZM191 126H192V125H191ZM201 126H202V125H201ZM189 127H190V126H189ZM202 127H203V126H202ZM202 127H199V128H202ZM24 128L22 127V129H24ZM133 128H134V127H133ZM190 128H191V127H190ZM213 128H214V127H213ZM17 129H18V128H17ZM17 129H16V130H17ZM20 129H21V128L19 127V129L17 130V132H16V134H15V136L17 137V139L20 138L18 141H20V140H22V139L24 140L25 137H27V133H30V132L28 131V130H29L28 127H26V128L24 129V132L26 131V133H24L23 130H20ZM27 129H28V130H27ZM30 129H31V128H30ZM35 129H36V128H35ZM169 129H170V128H169ZM176 129H178V128H176ZM184 129H185V128H184ZM196 129H198V128H196ZM206 129H208V128H206ZM140 130H141V129H140ZM174 130H175V129H174ZM185 130H186V129H185ZM203 130H204V129H203ZM27 131H28V132H27ZM172 131H173V130H172ZM190 131H191V130H190ZM195 131H196V130H195ZM163 132H164V131H163ZM202 132H203V131H202ZM32 133H33V132H32ZM34 133H35V132H34ZM36 133H37V132H36ZM165 133H166V132H165ZM190 133H191V132H190ZM203 133H204V132H203ZM12 134H13V135H12ZM37 134H38V133H37ZM205 134H206V133H205ZM208 134H209V133H208ZM3 135H4V134H3ZM10 135H8V136H10ZM28 135H29V134H28ZM35 135H36V134H35ZM35 135H34V137H35ZM135 135H136V134H135ZM140 135H142V133H141ZM165 135H166V134H165ZM206 135H207V134H206ZM5 136H6V135H5ZM5 136H2V137L5 138ZM8 136H7V137H8ZM29 136H31V134H30ZM36 136H37V135H36ZM201 136H202V135H201ZM37 137H38V136H37ZM136 137H137V136H136ZM146 137H147V136H146ZM4 138H3V140H5ZM9 138H12V137H9ZM29 138H31V137H29ZM32 138H33V137H32ZM32 138H31V140H32ZM35 138H36V137H35ZM0 139H2V138L0 137ZM38 139H39V137H38ZM124 139H125V138H124ZM131 139H132V138H131ZM138 139H139V136H138ZM7 140L9 141V139H7ZM11 140H13V139H11ZM23 140H22V141H23ZM33 140H35V139H33ZM39 140H40V139H39ZM8 141H6L5 146L2 145V147L0 148V158L4 157L5 155L7 156V158H5L6 156L4 157V159L2 158V160H4V162H5V160H7V162H8V159H9L8 156H9L10 154H12V155H13L12 157L15 156V159H17V162H16V161L14 162L15 165L19 163V164H21V165H23V166H24V165L27 166V167L29 166L32 170L35 169V168L37 167L36 165H37L38 162L40 161V159L38 158L39 156L37 157V155H38L39 153H38L37 155L34 154V155H36V157H35L34 160H32L31 157H30L29 155H24V153L27 154V152H26V149H25V152H24L23 148H21V149H22V152H24L23 154H22V152H21V154H20V152H19L18 154H15V153H17L16 150H18V149H15V147H14V146L16 145L15 142H14V146H12V145H13L12 141H11V142L9 141V142L12 143V144H9V143H8L9 145H6ZM13 141H14V140H13ZM15 141H16V140H15ZM26 141L28 142V140L25 139L24 144H25ZM35 141H36V140H35ZM35 141H34V142H35ZM37 141H38V140H37ZM37 141H36V142H37ZM129 141L131 142V140H129ZM137 141H138V140H137ZM189 141H190V140H189ZM4 142H5V141H4ZM27 142H26V143H27ZM29 142H30V139H29ZM29 142H28V144H29ZM38 142H39V141H38ZM125 142H126V141H125ZM127 142H128V141H127ZM127 142H126V143H127ZM132 142H133V140H132ZM20 143H21V142H20ZM32 143H33V142H32ZM41 143H42V142H41ZM135 143H137V142L134 141V144H135ZM185 143H186V142H185ZM185 143H182V144H185ZM2 144H3V143H2ZM28 144H27V145H28ZM30 144H31V143H30ZM30 144H29V145H30ZM56 144H57V143H56ZM128 144H130V143L128 142L127 145H128ZM180 144H181V143H180ZM0 145H1V144H0ZM17 145H19V144L17 143ZM25 145H26V144H25ZM36 145H37V143H36ZM36 145L34 144V146H36ZM38 145H39V144H38ZM40 145H41V144H40ZM119 145H121V144H119ZM125 145H126V144H125ZM130 145L133 146V144H130ZM19 146H20V145H19ZM22 146H23V145H22ZM30 146H31V145H30ZM32 146H33V145H32ZM121 146H122V145H121ZM20 147H21V146H20ZM38 147H39V146H38ZM40 147H41V146H40ZM123 147H124V145H123ZM16 148H19V147L16 146ZM25 148H26V146H25ZM34 148H35V147H33V149H34ZM41 148H42V147H41ZM54 148H55V147H54ZM127 148L131 149L130 146L127 147ZM135 148H136V147H135ZM140 148H141V147H140ZM38 149H39V148H38ZM125 149H126V148H125ZM132 149H133V148H132ZM138 149H139V148H138ZM35 150H36V149H35ZM58 150H59V149H58ZM120 150H121V147H120ZM139 150H140V149H139ZM147 150H148V149H147ZM171 150H172V149H171ZM27 151H29V150H27ZM39 151H40V150H39ZM39 151H38V152H39ZM130 151H131V150H129V152H130ZM134 151H135V150H134ZM168 151H169V150H168ZM173 151H174V150H173ZM33 152H34V151H33ZM124 152H126V151H124ZM129 152H128V153H129ZM132 152H133V150H132ZM171 152H172V151H171ZM30 153H31V151H30ZM40 153H41V152H40ZM32 154H33V153H32ZM59 154H60V153H59ZM126 154H127V153H126ZM130 154H131V153H130ZM39 155H40V154H39ZM42 155H43V154H42ZM123 155H125V154H123V151H122V155H121V156H123ZM40 156H41V155H40ZM127 156H128V155H127ZM169 156H170V155H169ZM10 157H11V156H10ZM12 157H11V158H12ZM33 157H34V156H33ZM33 157H32V158H33ZM42 157H44V156H42ZM122 158H123V157H122ZM124 158H125V157H124ZM250 158H251V157H250ZM15 159L13 158V160H11L12 162H10V163H11L12 165H13V161H14ZM9 160H10V159H9ZM109 160H111V159H109ZM130 160H131V159H130ZM41 161H42V160H41ZM43 161H44V160H43ZM105 161H106V160H105ZM115 161H116V160H115ZM117 161H119V158L117 159ZM122 161H123V160H122ZM122 161H121V162H122ZM207 161H209V160H207ZM253 161H254V160H253ZM7 162H6V163H7ZM103 162H104V161H103ZM119 162H120V161H119ZM125 162H126V161H125ZM128 162H129V160H128ZM145 162H146V161H145ZM210 162H211V161H210ZM0 163H1V160H0ZM10 163H9V164H10ZM109 163H114V160H113V162L111 161V162H109ZM117 163H118V162H116V164H117ZM143 163H144V162H143ZM146 163H147V162H146ZM203 163H205V162H203ZM203 163H202V166H204ZM208 163H209V162H208ZM1 164H2V163H1ZM39 164H40V163H39ZM41 164H42V163H41ZM116 164H115V165H116ZM118 164H119V163H118ZM118 164H117V165H118ZM192 164H193V163H192ZM205 164H206V163H205ZM209 164H210V163H209ZM209 164H208V165L206 164V166H209ZM211 164H212V162H211ZM4 165H5V164H4ZM42 165H43V164H42ZM121 165H122V164H121ZM124 165H126V164H124ZM193 165H194V164H193ZM2 166H3V165H2ZM16 166H17V165H16ZM16 166H13V167H16ZM38 166H39V165H38ZM111 166H112V164H111ZM144 166H146V165H144ZM202 166H201V167H202ZM5 167H6V166H5ZM5 167H4V168H5ZM9 167H10V166H9ZM13 167L8 168V165H7L6 168H8V169L10 170V169L13 168ZM17 167H18V168H17L16 171H18L19 167H21V166H17ZM40 167L42 168V166H40ZM50 167H51V166H50ZM54 167H55V165H54ZM54 167H53V168H54ZM108 167H110V165H109ZM115 167H116V166H115ZM142 167H143V166H142ZM181 167H182V166H181ZM21 168H22V167H21ZM21 168H20V169H21ZM23 168H24V167H23ZM41 168H40V169H41ZM51 168H52V167H51ZM104 168H106V166H105ZM111 168H113V166H112ZM118 168H120V167H118ZM121 168H122V167H121ZM139 168H141V167H139ZM192 168H193V167H192ZM199 168H200V167H199ZM210 168H211V167H210ZM31 169H30V171H31ZM37 169H38V168H37ZM56 169H57V168H56ZM56 169H55V170H56ZM115 169H116V168H115ZM177 169H178V168H177ZM177 169H176V170H177ZM182 169H184V168H182ZM204 169H205V168H204ZM207 169H209V168H207ZM214 169H216V168H214ZM214 169H213V170H214ZM9 170H6V171L9 172ZM24 170H25V169H24ZM27 170H28V169H27ZM48 170H49V169H48ZM116 170H117V169H116ZM143 170H144V169H143ZM180 170H181V169H180ZM180 170H179V171H180ZM210 170H211V169H210ZM216 170H217V169H216ZM0 171H1V170H0ZM10 171H13V170H10ZM19 171H20V170H19ZM35 171H36V170H35ZM43 171H44V170H43ZM43 171H41V172H43ZM50 171H51V169H50ZM50 171H49V172H50ZM56 171H57V170H56ZM132 171H133V170H132ZM134 171H135V170H134ZM138 171H139V169H138ZM140 171H141V170H140ZM4 172H5V171H4ZM20 172H21V171H20ZM20 172H19V173H20ZM22 172H24V171H22ZM39 172H40V171H39ZM44 172H45V171H44ZM51 172H52V171H51ZM51 172H50V173H51ZM127 172H128V171H127ZM144 172H146V171L144 170ZM213 172H214V171H213ZM224 172H225V171H224ZM224 172H223V173H224ZM0 173L2 174V171H1ZM13 173L15 174V172H13ZM13 173H12V175H14ZM16 173H18V172H16ZM19 173H18V174H19ZM27 173H29V172H27ZM27 173H25L26 175H24V173L21 174L20 177H21L22 175L27 176ZM31 173H32V172H31ZM47 173H48V172H47ZM99 173H100V172H99ZM128 173H129V172H128ZM136 173H137V172H136ZM136 173L134 172V174H136ZM140 173H142V172H140ZM168 173H171V172H168ZM204 173H205V172H204ZM211 173H212V172H211ZM226 173H227V172H226ZM9 174H10V173H9ZM53 174H55V173H53ZM56 174H57V172H56ZM56 174H55V176H56ZM91 174H92V173H91ZM126 174H127V173H126ZM129 174L131 175L132 173L130 172ZM134 174L131 175L132 178H134ZM138 174H139V173H138ZM138 174H137V176H138ZM147 174H149V173L147 172ZM174 174H175V173H174ZM176 174H177V173H176ZM224 174H225V173H224ZM10 175H11V174H10ZM12 175L10 176L11 178H12ZM15 175H17V174H15ZM31 175H32V174H31ZM40 175H41V174H40ZM44 175H45V174H44ZM48 175H49V174H48ZM130 175H129V178H130ZM144 175H145V173H144ZM152 175H153V174H152ZM168 175H170V174H168ZM177 175H178V174H177ZM213 175H214V174H213ZM213 175H212V176H213ZM17 176H18V175H17ZM17 176H14V177L17 178ZM36 176L38 177V175H36ZM36 176H35V177H36ZM41 176H42V175H41ZM41 176H39V177H41ZM51 176H52V175H51ZM55 176H54V177H55ZM148 176H149V175H148ZM150 176H151V175H150ZM170 176H171V175H170ZM217 176H218V175H217ZM217 176H216V177H217ZM7 177H8V176H7ZM7 177H6V178H7ZM10 177H9V179H10ZM20 177H19V179H20ZM37 177H36V178H37ZM45 177H46V176H45ZM45 177L42 176V178H45ZM138 177H139V176H138ZM142 177H143V174H142ZM144 177H145V179H146V175H145ZM172 177H173V175H172ZM4 178H5V177H4ZM24 178L26 179V177H24ZM27 178H30V177H29V174H28ZM32 178H33V176H32ZM48 178H49V177H47L46 179L49 180L50 178H49V179H48ZM52 178H53V177H51V179H52ZM89 178H90V177H89ZM125 178H126V177H125ZM127 178H128V176H127ZM135 178H136V177H135ZM147 178H148V177H147ZM175 178H176V177H175ZM209 178H210V177H209ZM209 178H208V179H209ZM211 178H212V177H211ZM141 179H142V178H141ZM151 179H152V178H151ZM201 179H202V181H203V177H201ZM6 180L8 181V178H7ZM21 180H22V179H21ZM21 180H20V181H21ZM26 180H27V182H28V179H26ZM26 180H25V181H26ZM35 180H36L35 182H33V180H29V183H30V181L33 182V184H32L30 187H31V188H34L35 190L39 188V192H40L42 189L44 190V189H45V188H44L45 186H44V187L42 186L43 188H40V186H41V183L44 184L45 182H44V183H43V182L40 183V179H38V178L35 179ZM71 180H72V179H71ZM126 180H127V179H126ZM137 180H139V178H138ZM143 180H144V178H143ZM173 180H174V178H173ZM194 180H196V179H194ZM205 180H206V179H205ZM205 180H204V181H205ZM209 180H210V179H209ZM213 180H214V179H213ZM244 180H245V179H244ZM4 181H5V179H4ZM12 181H13V180H12ZM18 181H19V180H18ZM20 181H19V182H20ZM43 181H44V180H43ZM45 181H46V180H45ZM50 181H51V180H50ZM66 181L68 182V180H66ZM69 181H70V180H69ZM133 181H134V180H133ZM139 181H140V180H139ZM175 181H176V180H175ZM190 181H191V180H190ZM196 181H197V180H196ZM211 181H212V180H211ZM211 181H210V183H211ZM9 182H10V180H9ZM14 182H15V181H14ZM22 182H23V180H22ZM32 182H31V183H32ZM46 182L48 183L49 181H46ZM54 182L56 183V181H54ZM128 182H130V181H128ZM137 182H138V181H137ZM143 182H144V181H142V183H143ZM145 182H146V181H145ZM150 182H152V181H150ZM171 182H172V180H171ZM241 182H243V181H241ZM244 182H245V181H244ZM244 182H243V183H244ZM246 182H247V181H246ZM23 183H24V182H23ZM29 183H25V184H22V185H26V184H29ZM49 183H50V182H49ZM88 183H89V182H88ZM132 183H133V182H131L130 184H132ZM138 183H139V182H138ZM140 183H141V182H140ZM194 183H195V182H194ZM201 183H202V185H203V182H201ZM210 183H209V184H210ZM212 183H213V181H212ZM212 183H211V184H212ZM12 184H14V183H12ZM18 184H19V183L14 184V185L17 186ZM50 184H51V183H50ZM57 184H59V183H57ZM145 184H147V183H145ZM188 184H189V183H188ZM213 184H214V183H213ZM215 184H217V183H215ZM10 185H11V184H10ZM51 185H54V183L51 184ZM59 185H60V184H59ZM124 185H125V184H124ZM202 185H201V186H202ZM27 186H28V185H27ZM60 186H61V185H60ZM67 186H68V185H67ZM128 186H129V184H127L126 187L128 188ZM134 186H136V185H134ZM134 186H130V187L135 188ZM149 186H151V185H149ZM203 186H204V185H203ZM203 186H202V187H203ZM213 186H214V188H216V185H213ZM10 187H12V186H10ZM25 187H26V186H25ZM25 187H24V188H25ZM28 187H29V186H28ZM46 187H47V186H46ZM57 187H58V186H57ZM57 187H56V188H55V187L53 188V186H51V191H53V189H54V190H55V189L57 190ZM62 187H63V186H62ZM62 187H61V188H62ZM77 187H78V185H77ZM92 187H93V186H92ZM130 187H129V188H130ZM138 187H139V186H138ZM142 187L144 188V186H142ZM142 187H141V189H143ZM146 187H148V186L146 185ZM217 187H218V186H217ZM22 188H23V187H22ZM49 188H50V187H49ZM52 188H53V189H52ZM58 188H60V187H58ZM61 188H60V189H61ZM69 188H70V187H69ZM124 188H125V186H124ZM127 188H126V190H127ZM148 188H149V187H148ZM148 188H147V189H148ZM12 189H13V188H12ZM47 189H48V187L46 188V190H47ZM80 189H81V188H80ZM80 189H78V190L80 191ZM121 189H122V188H121ZM137 189H138V188H137ZM144 189H145V188H144ZM19 190H21V189L19 188ZM23 190H24V189H23ZM26 190L28 191L27 188H26ZM29 190H30V188H29ZM35 190H34V191H35ZM61 190H62V192H63V189H61ZM67 190H68V188H67ZM67 190H66V191H67ZM78 190H77V191H78ZM87 190H89V189H87ZM123 190H125V189H123ZM126 190H125V191H126ZM129 190H131V189H129ZM132 190H133V189H132ZM215 190H216V189H215ZM0 191H1V189H0ZM16 191H17V189H16ZM21 191H22V190H21ZM27 191H26V192H27ZM44 191H45V190H44ZM44 191H43V193L45 194V196H47L46 198L48 199V197H49V198L52 199V200H49V199H48V200H49V201H52V203H54L53 198L50 197V196H52V195L49 196V193H45ZM48 191H50V190H48ZM51 191H50V192H51ZM58 191H59V189H58ZM71 191H73V190L71 189ZM77 191H76V192H77ZM125 191H124V192H125ZM127 191H128V190H127ZM127 191H126V192H127ZM134 191H135V190H134ZM1 192H2V191H1ZM1 192H0V193H1ZM26 192H24V193H26ZM31 192H32V190H31ZM31 192H29V193H31ZM39 192H38V193H39ZM41 192H42V191H41ZM41 192H40V193H41ZM46 192H47V191H46ZM74 192H75V191H74ZM128 192H129V191H128ZM130 192H131V191H130ZM135 192H136V191H135ZM138 192H139V191H138ZM138 192H137V193H138ZM215 192H216V191H215ZM215 192H213V193H215ZM3 193H4V192H3ZM27 193H28V192H27ZM33 193H34V192H33ZM38 193H37V194H38ZM55 193H58V194H59V192H55ZM55 193H53V194H55ZM60 193H61V192H60ZM120 193H121V192H120ZM137 193H136V194H137ZM147 193H148V192H147ZM22 194H23V193H22ZM35 194H36V193H34V194L32 195V197H33ZM37 194H36V195H37ZM41 194H42V193H41ZM44 194H43V195H44ZM46 194H47V195H46ZM50 194H51V193H50ZM124 194H125V193H124ZM141 194H142V192H141ZM237 194H238V193H237ZM237 194H235V195H237ZM248 194H249V193H248ZM36 195H35V197H36ZM55 195H56V194H55ZM64 195H65V194H64ZM71 195H72V194H71ZM118 195H120V194H118ZM132 195H133V193H132ZM203 195H204V193L202 194V197H203L202 199L205 198ZM1 196H2V195H1ZM1 196H0V198H1ZM38 196H41L40 199L42 198V199L45 200V196L43 197L42 195H39V194H38ZM38 196H37V197H38ZM72 196H73V195H72ZM111 196H112V195H111ZM130 196H131V195H130ZM134 196H135V195H134ZM216 196H217V195H216ZM245 196H246V195H245ZM247 196H248V195H247ZM30 197H31V196H30ZM35 197H34V198H35ZM37 197H36V198H37ZM76 197H77V195H76ZM85 197H86V196H85ZM92 197H93V196H92ZM143 197H144V195H143ZM207 197H208V196H206L205 199H207ZM20 198H21V197H20ZM36 198H35V199H36ZM62 198H63V197H62ZM90 198H91V197H90ZM120 198H121V196H120ZM146 198H147V197H146ZM153 198H154V197H153ZM164 198H165V197H164ZM10 199H11V198H10ZM14 199H17V198H14ZM14 199H13V201H14ZM24 199L26 200V202H25V201L23 202V203H25L24 206L22 205V206H23V207H22V208H23V209H22L23 211L27 210V209H25L24 207H28V204H27V203H29L30 200H31V199H30L29 202H27V200H28L29 198H28V199L24 198ZM32 199H33V198H32ZM40 199L38 198L37 200H40ZM47 199H46V200H47ZM55 199H56V198H55ZM82 199H83V198H82ZM92 199H93V198H92ZM116 199H117V198H116ZM148 199H149V197H148ZM148 199H147V200H148ZM155 199H156V198H155ZM219 199H220V198H219ZM8 200H9V199H8ZM20 200L22 201V198H21ZM44 200H41V201L44 202ZM101 200H102V199H101ZM127 200H128V199H127ZM144 200H145V197H144ZM149 200H150V199H149ZM157 200H158V199H157ZM13 201H12V202H13ZM18 201H19V200H18ZM18 201H17V202H18ZM21 201H19V202L21 203ZM35 201H36V200H34V202H32V200H31L30 204L32 203L31 205H33V207H34V204H33V203H35V207H36V209H38L39 207L42 208V206H41L42 202L40 201V202H41V203H40V202L38 201L39 203H38V206H37V201H36V202H35ZM49 201H48V202H49ZM69 201H70V200H69ZM163 201H164V200H163ZM219 201H220V200H219ZM12 202H11V203H12ZM14 202H15V204L13 203L14 206H15V205H18V207L21 206L20 203H16V201H14ZM55 202H56V200H55ZM157 202H158V201H157ZM23 203H22V204H23ZM44 203H46V201H45ZM50 203H51V202H50ZM52 203H51V204H47V203H46V205H49L48 207H50V205L52 206ZM68 203H69V202H68ZM117 203H118V202H117ZM121 203H122V202H121ZM144 203H146V202L144 201ZM161 203H162V200H161ZM39 204H40V205H39ZM55 204H56V203H54V205H55ZM109 204H110V203H109ZM147 204H148V203H147ZM147 204H146V205H147ZM154 204H155V203H154ZM159 204H160V203H159ZM10 205H11V204H10ZM13 205H11V206H13ZM26 205H27V206H26ZM31 205H29V207H30ZM43 205H44L43 207H44V209H45L46 205H45V204H43ZM54 205H53V207H54ZM58 205H60V204H58V202H57V206H58ZM65 205H66V204H65ZM160 205H161L162 207H161V208L159 207L160 209L157 208L158 210H155V211H154V208H153L152 210L148 209V210H145V211H142V212H140L141 209H140L139 211H136V215H134V218H133V215H132V217H131V218H133L134 220H130L131 222L133 221L132 223L129 221V223H130L131 225L129 224L130 226L126 227L127 229H126V228L124 229V228L122 227L124 224H123L122 226L120 225V224H122V223H120V221H123V219H121V220H117V219H116V220H117L116 222L119 221L118 223H119V225L121 226L119 229H120V230H121L122 228L124 229V230H123V233L121 234L122 237L120 236L121 239L124 241V240L127 239V237H128L129 235H130V236L132 237V239H133V242H129V243H132L131 245L126 241V244L128 243L129 245H128V247H126L125 249L127 250V248H128V250H129L130 252H132V254H134L133 256L136 257L134 263H136V264H177V263H178V260H177L178 257H179V258H180V257H183L184 252L188 253V256H189V257L185 256V257H187V259L184 258V259H186V262H185V263L188 264L189 262H187V261H192L193 264H197V263L201 262L200 260H196V259H195V257L199 255V252H198V251H199L201 248L204 247L203 245H202L203 247H197V245L200 243L199 239L202 238V236H200V233H199V232H196V234L198 233V236H200V237H199V239H197V240L195 241L194 245L191 246V245L189 244L190 240H189V242L187 241L188 244L185 243V242H183V240H182V236H180L179 234H176V233L174 232V230H173L174 225H175V221H177V220H176V216H175V208H176V207L173 208L174 205L171 206V207H170V206H169V207H165V206L163 207V205H165V204H163V205L160 204ZM14 206H13V207H14ZM55 206H56V205H55ZM57 206H56V208H57ZM134 206H135V205H134ZM176 206H177V205H176ZM9 207H10V206H9ZM13 207H12V208H13ZM15 207H16V206H15ZM15 207H14V208H15ZM29 207H28V208H29ZM31 207H32V206H31ZM35 207H34V208H35ZM37 207H38V208H37ZM59 207H60V206H59ZM61 207H62V206H61ZM115 207H116V206H115ZM2 208H3V206H2ZM14 208H13V209H14ZM40 208H39V210H34V209L30 208V209H32L34 212H32V211H31V212H28V211L25 212V213L28 212L27 214H30V216H32V217L29 218V219L32 220V218H33L32 221H30V220L28 219V221H30V226H28V225H29V222L26 221V222H28V223H27V224H28V225H27L28 228H30L31 225H32L33 223L36 222V223H35L36 225L34 224V225H35V230H36V229H39L38 226L40 225V223H39V221H38L37 219H39V220L41 221L42 225H44V224L46 225V222H47L46 220H47V219H48V220L52 219V218H53V217H52L53 215H54V218L52 219L53 221H54L55 218H59V216H58L59 214H57L58 217L55 216V214H54V213H56L57 211L54 212L53 210H50V209H52V207L49 208V210H50V211H53V215L51 214L50 211H49L50 213H49L48 211H46V210H48V208L45 209V210H44V209H43V210H40ZM151 208H152V207H151ZM15 209H16V208H15ZM17 209H18V210H16V211H17L16 213H15V211L13 210V211H14L13 216H14V214H15V216H14V218H12V220H11L12 222H14V221L19 222L20 220H18V219H21L20 217H22V219H23V217H24V216L26 217V215H27V214L24 215L25 213L23 214V212H22V210H21V207H20V208H17ZM24 209H25V210H24ZM30 209H29V211H30ZM53 209H55V207H54ZM58 209H59V208H58ZM58 209H56V210H58ZM60 209L63 211L64 208L62 207V208H60ZM60 209H59V210H60ZM180 209H181V208H180ZM2 210H3V209H2ZM11 210H12V209H11ZM59 210H58V211H59ZM61 210H60L59 212L62 213V214H64V215H66V212L63 213L64 211L61 212ZM178 210H179V209H178ZM13 211H12V212H13ZM18 211H20V212H18ZM114 211H116V212L118 211V212H119V213H118L119 215L121 214V212H124V213H122V214L124 215L126 210L124 211V210H122V208H118V210H114ZM176 211H177V210H176ZM199 211H200V210H199ZM5 212H6V211H5ZM12 212H11L10 209H9V213H10V215H11ZM21 212H22V213H21ZM46 212L49 213V214H51V215H50L51 217H47V215L45 216V213H46ZM133 212H134V211H133ZM133 212H132V213H133ZM178 212H180V211H177V215H178V214L180 215V213H178ZM7 213H8V212H7ZM17 213H19V214H17ZM31 213H32L33 215H32ZM74 213H75V212H74ZM110 213H111V211H110ZM110 213H108V214L111 215ZM114 213H115V212H114ZM132 213H130V214H132ZM181 213H182V211H181ZM200 213H202V212H200ZM4 214H5V213H4ZM16 214H17L18 216L20 215L19 218H15V217H17ZM21 214H22L23 216H21ZM77 214H78V213H77ZM130 214H128V216H129ZM34 215H37V216L40 215L39 217H45V218L47 217L46 219L44 218V220H45L46 222H45L44 220L42 221V219H41V218H38L37 216H35V217H37V219H36V218H35V219H36L38 222H37V221L33 222V221H34V217H33ZM64 215H63V216H64ZM67 215H68V214H67ZM115 215H116V214H115ZM119 215H118V216H119ZM184 215H186V214L184 213ZM201 215H202V214H201ZM207 215H208V214H207ZM13 216H12V217H13ZM48 216H49V215H48ZM182 216H183V215H182ZM182 216L180 215L179 218H181ZM186 216H187V215H186ZM211 216H212V214H211ZM211 216H210V217H211ZM25 217H24V218H25ZM28 217H29V216H28ZM60 217L62 218V215H60ZM106 217H107V216H106ZM108 217H109V216H108ZM112 217H113V216H112ZM112 217H111V218H112ZM115 217H116V216H115ZM121 217H122V216H121ZM124 217L126 218L127 215L124 216ZM188 217H189V216H188ZM188 217H187V218H188ZM221 217H222V216H221ZM10 218H11V216H10ZM49 218H50V219H49ZM63 218H64V217H63ZM113 218H114V217H113ZM177 218H178V217H177ZM179 218H178V219H179ZM225 218H227V217H225ZM225 218H224V219H225ZM16 219H17V220H16ZM104 219L107 220L108 218H104ZM126 219H127V218H126ZM126 219H124V220H126ZM188 219H189V218H188ZM190 219H191V218H190ZM26 220H27V217H26ZM60 220H61V221H60V223H61V222H62V219H60ZM110 220H111V219H110ZM112 220H113V219H112ZM220 220H221V219H220ZM220 220H219V222H220ZM9 221H10V220H9ZM11 221L9 222V225H10V223H12ZM22 221L24 222V224H23V223H22V224H23V226L25 227V224H26V223H25V220H24V219L21 220L20 223H21ZM55 221H56V220H55ZM104 221H105V220H104ZM104 221H103V222H104ZM113 221H114V220H113ZM194 221H195V220H194ZM217 221H218V220H217ZM32 222H33V223H32ZM43 222H44V223H43ZM48 222L50 223V221H48ZM48 222H47V224H48ZM70 222H71V221H70ZM124 222H125V221H124ZM124 222H123V223H124ZM127 222H128V220H127ZM127 222H126V223H127ZM222 222H223V221H222ZM37 223H39L38 226H37ZM51 223H52V224H56L57 226L60 225V223H58L57 221H56V223L51 221ZM51 223H50V224H51ZM57 223H58L59 225H58ZM12 224H13V223H12ZM16 224H17V223H16ZM18 224H19V223H18ZM105 224L107 225V223L104 222L103 225L106 226ZM108 224H109V221H108ZM116 224H117V223H116ZM116 224H115V225H116ZM193 224L195 225L196 223L193 222ZM212 224H213V223H212ZM216 224H217V223H216ZM6 225L8 226V221H7V224H6ZM45 225H44V226H45ZM61 225H62V224H61ZM109 225H111V223H110ZM117 225H118V224H117ZM181 225H182V223H181ZM14 226H15V225H14ZM19 226H20V225H19ZM23 226H22V228H23ZM36 226H37V228H36ZM40 226H41V225H40ZM49 226H50V225H49ZM66 226H67V225H66ZM85 226H86V225H85ZM107 226H108V225H107ZM111 226H112V225H111ZM111 226H109V227L111 228ZM124 226H125V225H124ZM207 226H208V225H207ZM8 227H9V226H8ZM10 227H11V226H10ZM10 227H9V228H10ZM33 227H34V226H33ZM42 227H43V226H42ZM45 227H46V226H45ZM53 227H54V226H52L51 228H53ZM63 227H64V230H65V226H63ZM87 227H88V226H87ZM100 227H101V226H100ZM100 227H99V228H100ZM109 227H105V228H109ZM175 227H176V226H175ZM17 228H19V227H17ZM28 228H25V231H29ZM31 228H32V227H31ZM31 228H30V230H31ZM43 228H44V227H43ZM61 228H62V226H61ZM84 228H85V227H84ZM84 228H83V230H84ZM105 228H103V231L105 230ZM115 228H116V227H115ZM176 228H177V227H176ZM12 229H13V228H12ZM26 229H28V230H26ZM41 229H42V228H41ZM59 229H60V228H59ZM79 229H80V228H79ZM87 229H88V228H87ZM87 229H86V230H87ZM100 229H101V228H100ZM111 229H112V228H111ZM174 229H175V228H174ZM189 229L192 230L191 228H189ZM198 229H199V228H198ZM10 230H11V229H10ZM20 230L22 231V229H20ZM20 230H19V231H20ZM56 230H58V227H57L56 229H53V231L51 230V232H49V233H51V234H50V235H51L50 238L54 235V234L52 235V232L54 233V231H55V233H56ZM64 230H63V232H64ZM108 230H109V229H108ZM116 230L118 231V227L116 228ZM120 230H119V231H120ZM185 230H186V229H185ZM185 230H184V233H185ZM193 230H194V229H193ZM8 231H9V229H8ZM13 231H14V230H13ZM19 231H18V232H19ZM31 231H33V228H32ZM31 231H30V233H31ZM44 231H45V230H43L42 232H44ZM47 231H48V230H47ZM59 231H61V229H60ZM65 231H66V230H65ZM77 231H78V230H77ZM80 231H82V229H81ZM99 231H100V230H99ZM106 231H107V229L104 231V233H105ZM117 231H116V232H117ZM121 231H122V230H121ZM177 231H178V228H177ZM180 231H181V230H180ZM197 231H198V230H197ZM16 232H17V231H16ZM36 232L38 233L39 230L36 231ZM40 232H41V231H40ZM42 232H41V234H43ZM45 232H46V231H45ZM82 232H83V231H82ZM84 232H86V231H84ZM91 232H92V231H91ZM101 232H102V229H101ZM108 232H110V230L107 231V233H105V234H108ZM181 232H182V231H181ZM186 232H187V230H186ZM193 232H195V231H193ZM8 233H9V232H8ZM25 233H26V232H25ZM27 233H28V232H27ZM30 233H29V235H31ZM32 233L34 234L35 231L32 232ZM47 233H48V232H47ZM49 233H48V234H49ZM61 233H62V232H61ZM88 233H89V232H88ZM104 233H103V234H104ZM178 233H180V232H178ZM184 233H182V234H184ZM6 234H7V233H6ZM41 234H40V235H41ZM44 234H45V233H44ZM62 234H64V233H62ZM62 234H61V237H62ZM84 234H85V233H84ZM101 234H102V233H101ZM115 234H116V233H115ZM119 234H120V233H119ZM126 234H127V236H125ZM188 234H189V233H188ZM196 234H195V235H196ZM58 235H59V237H60V234H58ZM82 235H83V234H82ZM85 235H87V233H86ZM193 235H194V234H193ZM35 236H36V235H35ZM46 236H47V237H46ZM46 236H44V237H46V239L43 238V240H44V239L47 240L48 235L46 234ZM187 236H188V235H186V237H187ZM263 236H264V234H263ZM31 237H32V236H30V238H29L30 241L33 240ZM37 237H38V236H37ZM41 237H42V236H41ZM55 237L57 238L56 234H55L54 238H55ZM86 237H88V236H86ZM100 237H102V236L100 235ZM104 237H105V236H104ZM112 237H114V236H112ZM120 237H119V238H120ZM131 237H129V239H130ZM188 237H189V236H188ZM190 237H191V236H190ZM192 237H193V236H192ZM54 238H53V239H54ZM56 238H55L56 242H57V240H58V242H59V240L62 241V239L65 240L64 237H62V239H61V238L56 239ZM80 238H81V237H80ZM84 238H85V237H84ZM94 238H95V237H94ZM117 238H118V237H117ZM117 238H116V239H117ZM184 238H185V235H184ZM27 239H28V238H27ZM27 239H25V240H27ZM29 239H28V241H29ZM35 239H37V238H35ZM41 239H42V238H41ZM41 239H40V240H41ZM121 239H119L118 241L120 242ZM129 239H128V240H129ZM186 239H187V238H186ZM191 239H192V238H191ZM202 239H203V238H202ZM40 240H39V237H38V242H39ZM71 240H72V239H71ZM187 240H188V239H187ZM192 240H193V239H192ZM194 240H195V239H194ZM194 240H193V242H194ZM41 241H42V240H41ZM41 241H40V242H41ZM81 241H83V239H82ZM123 241H122V242H123ZM129 241H130V240H129ZM185 241H186V240H185ZM42 242H44V241H42ZM52 242H53V241H52ZM66 242H67V240H66ZM85 242H86V241H85ZM114 242H115V241H114ZM119 242H118V243H119ZM44 243H45V242H44ZM61 243H63V242H59V243H58L59 246H57V247H56V246H53L54 251H56V248H57V251L60 250L59 248H61V246H62ZM90 243H91V242H90ZM102 243H104V242H102ZM110 243H112V241L109 240V243H108V244H110ZM118 243H117V244H118ZM201 243H202V242H201ZM219 243H220V242H219ZM26 244H27V243H26ZM34 244H35V243H34ZM38 244H39V243H38ZM41 244H42V243H41ZM203 244H204V243H203ZM67 245L69 246V244H67ZM120 245H121V244H120ZM200 245H201V244H200ZM29 246H30V245H29ZM63 246H64V245H63ZM77 246H78V245H77ZM93 246H94V245H93ZM93 246H92V247H93ZM100 246H101V245H100ZM104 246H105V245H103V247H104ZM107 246H108V245H107ZM117 246H118V245H117ZM117 246H116V247H117ZM126 246H127V245H126ZM207 246H208V245H207ZM211 246H212V245H211ZM211 246H210V247H211ZM27 247H28V246H27ZM40 247H41V246H40ZM45 247H47V246H45ZM54 247H56V248H54ZM58 247H59V248H58ZM65 247H66V246H65ZM118 247H120V246H118ZM98 248H99V249H102V247H98ZM105 248L108 250L107 247H105ZM105 248H104V249H105ZM53 249H52V250H53ZM65 249H66V248H65ZM99 249H97V250H99ZM106 249H105V251H106ZM120 249H121V247H120ZM203 249H204V248H203ZM205 249H207L206 251L209 250V249L206 247V245H205ZM205 249H204V250H205ZM102 250H103V249H102ZM128 250H127V252H128ZM201 250H202V249H201ZM45 251H46V250H45ZM99 251H100V250H99ZM118 251H119V250H118ZM209 251H211V249H210ZM209 251H208V252H209ZM34 252H35V251H34ZM47 252H48V250H47ZM47 252H46V254H48ZM59 252H60V251H59ZM59 252H58V254L61 253V252H60V253H59ZM66 252H67V251H66ZM97 252H98V251H97ZM127 252H126V253H127ZM36 253H37V252H36ZM52 253H53V252H52ZM55 253H57V252H55ZM72 253H73V252H72ZM58 254H55V255L57 256ZM97 254H98V253H97ZM213 254H214V253H213ZM87 255H88V254H87ZM87 255H86V256H87ZM99 255H101V254H99ZM118 255H119V254H118ZM129 255H131V254H129ZM185 255H186V254H185ZM208 255L211 256L210 253H209ZM215 255H216V254H215ZM28 256H29V254H28ZM58 256H59V255H58ZM123 256H124V255H123ZM153 256H154V259H155V260H153V258H151V257H153ZM45 257H46V256H45ZM59 257H60V256H59ZM176 257H177V259H176L177 262H176V260H175V262H173L174 258H176ZM206 257H207V256H206ZM64 258H65V257H64ZM81 258H82V256H81ZM120 258L122 259V256H121ZM215 258H216V257H215ZM215 258H214V259H215ZM67 259H68V257H67ZM83 259H84V258H83ZM216 259H218V258H216ZM230 259H231V258H230ZM97 260H98V259H97ZM129 260H130V259H129ZM212 260H213V258H212ZM83 261H84V260H83ZM89 261H90V259H89ZM133 261H134V259H133ZM184 261H185V260H184ZM69 262H70V261H69ZM78 262H79V261H78ZM87 262H88V261H87ZM130 262H132V261L130 260ZM179 262H180V261H179ZM192 262H191V263H192ZM59 263H60V262H59ZM80 263H81V262H80ZM134 263H133V264H134ZM230 263H232V262H230ZM65 264H66V262H65ZM70 264H71V263H70ZM87 264H88V263H87ZM179 264H180V263H179ZM189 264H190V263H189ZM232 264H233V263H232Z\"/></svg>",
    "mask_w": 264,
    "mask_h": 264
}]
</instances>
